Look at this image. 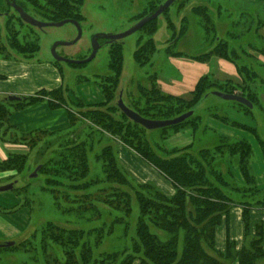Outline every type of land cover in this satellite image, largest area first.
<instances>
[{"label": "trees", "instance_id": "obj_1", "mask_svg": "<svg viewBox=\"0 0 264 264\" xmlns=\"http://www.w3.org/2000/svg\"><path fill=\"white\" fill-rule=\"evenodd\" d=\"M5 1L7 2V0ZM29 1L34 5L33 12L43 17L44 22L73 19L80 23L82 19L81 7L84 0ZM17 3L29 13L24 3L18 1ZM159 6L152 9L143 18L154 13ZM194 10V13L200 16V23L206 32L208 34L215 33L216 25L213 23L208 6L202 4ZM2 16L6 17V14L1 13L0 18ZM158 19L150 22L140 31L154 25ZM18 21L27 25L20 19L19 15ZM10 27L12 26L7 21L5 29L8 31ZM228 35L232 36V33L230 32ZM7 36L6 42H3L0 35V57L3 59L14 58L8 53L9 50L22 54L26 57L25 59L28 57L32 59L40 52L38 40L21 42L19 34L17 35L13 30H9ZM178 36L174 41L180 38L179 34ZM215 41L216 45L210 52L194 56V58L204 60L211 56H217L227 59L236 65L246 86H250L257 80H260L264 85L262 76L243 63V55H246L244 49L241 51L231 49L227 42L217 36ZM123 45V42L119 41L109 46L108 68L110 74L99 76V86L105 97V104L84 105L83 102L79 101L80 107L86 106L94 110L85 112L82 114V118L119 137L122 143L169 180L173 184L176 194L169 198L151 185H141L129 179L117 159V150L112 146H105L97 155L102 163L104 178L101 180L89 179L87 174L89 172L88 150L90 144L88 145L86 140L75 139L76 142L73 140L72 143L66 139L59 144L56 155L48 162L41 164L39 170L40 173L47 174L45 187L52 193L55 200L64 197L70 200L72 205L78 204L80 206L78 210L81 209L85 212L86 208L93 209L94 213L99 216L101 213L97 208L92 205V202L86 200L92 197L91 189L95 187L96 183L116 182L126 186L129 191L124 190L121 191L122 193L113 191L110 196L104 198L103 201L112 208L109 213L114 214L112 223L107 226L102 224L100 227L90 230L67 229L48 222L39 230L42 236V247L47 245L46 241L60 245L67 256L65 264H133L136 260H139L140 264H234L236 262L239 264H264V222L255 224V235L250 232L249 212L253 209L264 210V189L258 188L251 171L252 149L250 144L243 140L219 137L218 142L212 148H201L196 152L193 144L182 150L168 152L170 153L169 158L158 155L157 152L167 153V151L160 143L155 142L152 145L144 136L147 130L127 118L118 106L116 108L121 112L122 117L120 121L114 120L112 116L107 114L109 111H116L115 107L110 108L109 102L113 101L120 85L124 62ZM156 51L154 40L151 38L147 43H139L133 57L136 63L143 67L150 62ZM175 55H182V53ZM54 63L59 64L56 61ZM69 65L72 67L79 66ZM152 79L153 82L150 87L140 89L143 103L137 102L133 105H127L142 117L150 120H169L190 111L194 112L195 104L213 92L240 95L247 98L254 106L258 101L254 93H245L244 91L238 93L240 90L233 84L219 83L209 77L202 78L192 93L193 98L190 101H185L162 93L157 87V74H154ZM45 99H49L52 107L55 108L68 106L66 91L63 87L51 92L41 91L38 95L23 99L20 102L0 104V133L2 138L6 139L8 136H10L9 140L14 138L12 134H9V118L12 109H21ZM239 106L245 112L250 111L249 108L241 104ZM101 108L107 109L106 114L99 111ZM69 118L73 126L76 120L70 110ZM199 119L200 116L194 113L184 123L161 129L158 132L163 134V139L169 133H175L185 127L193 129L196 133ZM233 125L238 127L239 124L233 123ZM239 126L254 133L264 149V142L258 136L256 128ZM52 135L50 132H40L32 138L24 140L34 149V139ZM71 136L74 139L73 133ZM28 159V157L23 156H12L0 165V173L9 170L21 174L27 168ZM222 164H224L223 166L226 165V169L223 168ZM232 165L241 171L245 178V184L236 185L231 172ZM84 190L87 192L76 195V191ZM133 198L138 205L139 215L136 220L135 237L130 241V249L104 253L95 258L94 248H99L103 238L112 234L115 224L120 223L127 231L128 225L124 219L133 213L135 204L132 201ZM58 205L60 204L58 203ZM86 205L87 207H84ZM235 206L244 209L245 237L243 247L237 251L235 244L229 242L226 252L224 254L218 253L214 244L215 230L220 225L222 216L227 215ZM72 210L73 206L71 205L63 208L64 212ZM153 228L166 232L169 238L163 241L159 234L152 230ZM91 236L93 238L92 244L88 242V238ZM30 241L32 240L22 242L21 246H26ZM15 245L16 243L13 246L16 247Z\"/></svg>", "mask_w": 264, "mask_h": 264}, {"label": "rangeland", "instance_id": "obj_2", "mask_svg": "<svg viewBox=\"0 0 264 264\" xmlns=\"http://www.w3.org/2000/svg\"><path fill=\"white\" fill-rule=\"evenodd\" d=\"M24 3L33 17L38 21L44 22V18L33 12V4L29 0H17ZM167 0H84L81 7L82 19L80 25L82 28V38L79 42L72 46H60L57 53L60 56L72 60H84L88 58L92 52V39L97 34H122L130 30L143 16L148 14L152 9L165 3ZM206 4L209 13L216 25V32L208 34L200 23V16L196 15L194 8L199 5ZM0 12L6 14V17L0 18L1 41L6 42L7 33L13 30L19 34L21 42L38 40L40 44V52L30 61L51 62L54 63L52 54L53 46L58 42H72L76 39L78 31L73 24H66L63 27H47L40 30L36 27L27 26L18 21V14L7 4L5 0H0ZM9 21L10 27L8 31L5 29L6 22ZM264 21V3L251 2L248 0H179L174 3L164 15L160 16L154 25L143 31H138L131 36L122 40L123 42V72L121 75L119 89L115 93L113 101L109 102L110 108H114V112H107L106 108L99 111L109 114L116 121H120L121 112L116 108L117 103L122 94V99L126 105H133L137 102L143 103L141 99V88L150 87L153 82L154 74L165 75L166 77H180L177 69L172 65L171 57L198 56L208 53L216 45V36L227 42L231 49L241 51L246 47H255L261 50L264 48V42L256 35L258 23ZM19 32V33H18ZM232 36H229V33ZM177 41H174L178 38ZM178 36V37H177ZM153 39L157 51L151 57L150 62L141 67L134 60V52L139 43H147L149 39ZM107 43H102L96 57L89 63L72 67L67 63L57 64L63 70V88L66 91L67 109L74 114L75 124L65 132L63 136H46L34 139V151L30 156L27 168L20 174L17 171L14 176L7 177L0 181V187L15 183V190L0 192L2 195H11L15 197V205L10 207H0L2 212L7 215L15 214L23 211L21 215L28 217V224L23 234L17 238H0V244L7 242H15L16 247H0V264H65L67 256L60 245L47 242L42 247L41 233L39 230L48 222H52L67 229H83L90 230L100 227L102 224L106 226L112 223L114 214L109 213L111 207L105 203L104 198L110 196L114 191L129 189L116 182H100L96 183L91 189L92 197L87 202L97 208L101 215H96L93 209L78 210V204H71L70 200L59 197L54 199L52 193L46 189L45 180L47 174L40 173L37 168L41 164L48 162L56 154L59 144L66 139L73 143V140H86L90 144L88 150L89 179L101 180L104 178V170L101 160L97 157L105 146H112L117 150V159H119V148L124 146L122 140L116 135H112L102 130L89 121L82 118V114L87 111H94L93 108L86 106L80 107V102L89 101L90 97L98 95L100 88L99 76L110 74L109 65V47ZM8 53L19 59H25L22 54L14 53L9 50ZM182 53V55H175ZM185 54V55H184ZM243 63L251 67L255 72L259 73L264 79V65L248 54L243 55ZM32 61V62H33ZM56 65V64H55ZM246 85V83H245ZM250 86L257 90L264 86L260 80L251 83ZM250 86H244L238 93L251 91ZM92 90V93L89 92ZM212 90V89H209ZM177 98V97H176ZM193 97H191L192 99ZM181 99V98H179ZM191 99H182L190 101ZM142 101V102H141ZM16 102V101H12ZM105 104V97L101 102L94 105ZM107 104V105H108ZM85 105V104H84ZM109 109V108H108ZM194 113L200 116L197 131L194 134V149L212 148L218 142L219 137L228 138L224 130H231L236 133L230 140H243L251 144L253 155L251 157V166L255 171V167L259 164L255 162L258 157L264 159V149L258 138L252 132L240 128L239 125L254 127L258 131V136L264 142V108L259 103L253 106L250 111L245 112L240 109L239 103L234 101H226L211 93L205 99H202L194 106ZM239 124L238 127L233 123ZM245 124V125H244ZM233 126V127H231ZM234 127L241 129L237 130ZM3 129V128H2ZM189 129L185 127L175 133H169L163 139V134L155 131H147L144 133L145 138L153 145L160 143L167 153L157 152L158 155L169 158L170 153L174 150L165 148L164 142L176 133ZM74 134V139L71 135ZM230 133V132H228ZM71 137H70V136ZM226 135V136H225ZM87 138V139H86ZM75 140V142H76ZM114 150V151H115ZM133 151L132 149H130ZM157 151V150H156ZM194 151V152H195ZM134 152V151H133ZM135 154L141 158L136 152ZM255 157V158H254ZM230 163V162H229ZM264 164V160L263 163ZM224 164H222L223 166ZM129 179L138 183L128 171L122 167ZM226 169V165L223 166ZM235 167L231 166L232 169ZM5 172H10L4 171ZM256 173V172H253ZM36 174V175H35ZM234 177V174H233ZM235 179V177H234ZM236 185L240 183L235 179ZM139 184V183H138ZM17 189V190H16ZM84 191H76V195L86 193ZM13 194V195H12ZM123 196V195H122ZM235 197V194H234ZM19 201H16L17 199ZM122 198V197H121ZM133 213L125 220L128 225L127 231L120 223L115 224L111 235H106L102 240L99 248H94L95 258L100 257L104 253L112 251H121L130 249V241L135 237L136 220L139 215L138 205L135 199ZM85 203V201H83ZM58 203L60 205H58ZM73 206L70 212H64L63 208ZM84 207H87L84 206ZM93 208V207H92ZM122 208V207H121ZM158 233L163 241L169 238L166 232L152 229ZM38 232V233H37ZM35 235V237H33ZM34 238V239H33ZM30 241L26 246H21L22 242ZM88 242L92 244V236L88 238ZM138 261V260H136ZM139 263V262H138Z\"/></svg>", "mask_w": 264, "mask_h": 264}, {"label": "crops", "instance_id": "obj_3", "mask_svg": "<svg viewBox=\"0 0 264 264\" xmlns=\"http://www.w3.org/2000/svg\"><path fill=\"white\" fill-rule=\"evenodd\" d=\"M248 1L264 3V0ZM258 24L256 35H259L264 42V21ZM244 50L246 54L253 56L264 65V48H261L263 52L255 47H246ZM32 61L17 57L12 59H3L0 57V104L12 102L8 99L11 96L20 98L19 101H16L20 102L23 99L38 95L41 91L51 92L63 87V70L61 68L51 62L36 63ZM170 61L177 69L180 77H166L165 75H159L157 73L156 82L158 89L162 93L173 97L186 100L191 99L197 84L204 77H209L219 83H231L238 90H242L246 86L244 78L236 65L221 57L211 56L204 60H198L194 56L185 55L184 57H171ZM249 88L251 93L257 96L258 101L256 104L259 103L264 108V86L259 87L260 90H257L253 86ZM89 92L92 93V90ZM103 99L104 95L99 88L97 96H91L89 101L83 103L86 105H94ZM9 126V134H12L14 138L9 140L10 136H8L6 139H3L0 133V165L12 156H23L30 159L34 149L24 139L32 138L40 132H50L53 134L52 136H63L69 130L71 121L67 107H52L49 99H45L21 109H12ZM234 128L241 130L236 127ZM224 131L228 135V138L236 136V133L231 130L226 129ZM194 134L195 132L190 128L176 133L165 140V148L168 150H182L190 147L194 144ZM251 149L253 155L252 146ZM119 159L122 167L139 184L151 185L169 198H172L176 194L175 188L169 180L127 147L120 146ZM263 160L260 157L257 158L255 162L261 164L255 167V171L251 166L252 173L256 172L253 175L256 185L260 189H264ZM232 170L237 182L242 185L245 184V178L241 171L238 168ZM15 174V171L1 172L0 181ZM15 197L14 195L0 194V207L15 205ZM16 201L19 200L17 199ZM22 212L21 210L15 214L7 215L0 208V238L14 239L23 234L28 224V217H23L21 215ZM243 214V207L235 206L227 215L222 216L221 223L215 230L214 244L216 252L224 254L229 242L235 244L237 251L242 249L245 237ZM249 218L251 225L250 232L252 235H255V224L264 222V210H251L249 212ZM133 264H140V261H134ZM234 264L239 263L236 262Z\"/></svg>", "mask_w": 264, "mask_h": 264}, {"label": "water", "instance_id": "obj_4", "mask_svg": "<svg viewBox=\"0 0 264 264\" xmlns=\"http://www.w3.org/2000/svg\"><path fill=\"white\" fill-rule=\"evenodd\" d=\"M178 0H167L165 3L161 4L158 9L152 13L151 15L144 17L139 22H137L136 25H134L130 30L122 33V34H97L93 37L91 45H92V52L90 56L84 60H72L63 56H60L57 53V48L60 46H72L79 42L82 38V28L78 21L73 19H67L59 22H41L35 19L33 16H31L29 13H27L23 7H21L16 0H13L9 3V5L17 12L20 19L26 23L27 25L31 27H36L40 30H43L47 27H63L66 24H73L78 31L77 37L72 42H58L53 46L52 54L53 58L58 63H67V64H75V65H82L91 62L96 57L99 49L101 48L100 40H106L107 43L114 44L119 41L124 40L125 38L131 36L132 34L140 31L144 26L149 24L150 22L156 20L160 16H162L171 6ZM1 14V13H0ZM215 96H218L226 101H234L237 102L249 109L253 108V104L245 97H242L240 95L236 94H226L221 92H213ZM10 101H19L20 98L11 96L8 98ZM118 108L120 111L129 118L132 122L140 125L147 131H155V130H161L173 126L180 125L184 123L186 120H188L190 117L193 116L194 112L190 111L187 112L179 117L169 119V120H150L147 118L142 117L140 114L129 108L122 99V94H120L118 103ZM41 166L37 168V171L39 172ZM36 175V174H35ZM15 183H10L7 186L0 187V192H7L14 189ZM15 244V242H7L4 244H0V247H12Z\"/></svg>", "mask_w": 264, "mask_h": 264}, {"label": "flooded vegetation", "instance_id": "obj_5", "mask_svg": "<svg viewBox=\"0 0 264 264\" xmlns=\"http://www.w3.org/2000/svg\"><path fill=\"white\" fill-rule=\"evenodd\" d=\"M13 0H7V4L9 5V3L10 2H12ZM17 1V0H16ZM10 6V5H9ZM11 7V6H10ZM12 8V7H11ZM13 9V8H12ZM14 10V9H13ZM15 11V10H14ZM16 12V11H15ZM102 42H104V43H107V41L106 40H100V43H101V45H102ZM107 44H109V45H111L110 43H107ZM60 64V63H59Z\"/></svg>", "mask_w": 264, "mask_h": 264}]
</instances>
